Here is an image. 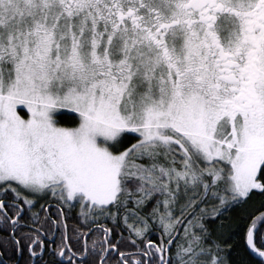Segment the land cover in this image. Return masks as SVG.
Instances as JSON below:
<instances>
[{
  "label": "snow or ice",
  "instance_id": "obj_1",
  "mask_svg": "<svg viewBox=\"0 0 264 264\" xmlns=\"http://www.w3.org/2000/svg\"><path fill=\"white\" fill-rule=\"evenodd\" d=\"M0 264H264V0H0Z\"/></svg>",
  "mask_w": 264,
  "mask_h": 264
},
{
  "label": "trees",
  "instance_id": "obj_2",
  "mask_svg": "<svg viewBox=\"0 0 264 264\" xmlns=\"http://www.w3.org/2000/svg\"><path fill=\"white\" fill-rule=\"evenodd\" d=\"M71 115L72 114H70V113H67L66 114V116L65 117H63L62 119L64 120V121H68V120H70V118H71ZM258 199V198H257Z\"/></svg>",
  "mask_w": 264,
  "mask_h": 264
},
{
  "label": "rangeland",
  "instance_id": "obj_3",
  "mask_svg": "<svg viewBox=\"0 0 264 264\" xmlns=\"http://www.w3.org/2000/svg\"><path fill=\"white\" fill-rule=\"evenodd\" d=\"M65 112H66V110H65Z\"/></svg>",
  "mask_w": 264,
  "mask_h": 264
}]
</instances>
